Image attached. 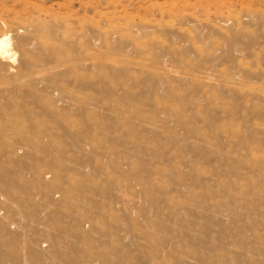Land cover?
<instances>
[{
	"label": "rangeland",
	"instance_id": "374dc122",
	"mask_svg": "<svg viewBox=\"0 0 264 264\" xmlns=\"http://www.w3.org/2000/svg\"><path fill=\"white\" fill-rule=\"evenodd\" d=\"M2 37L0 264H264V0H0Z\"/></svg>",
	"mask_w": 264,
	"mask_h": 264
},
{
	"label": "bare ground",
	"instance_id": "6f19581e",
	"mask_svg": "<svg viewBox=\"0 0 264 264\" xmlns=\"http://www.w3.org/2000/svg\"><path fill=\"white\" fill-rule=\"evenodd\" d=\"M10 41L8 37L0 38V59L9 58L10 57Z\"/></svg>",
	"mask_w": 264,
	"mask_h": 264
}]
</instances>
